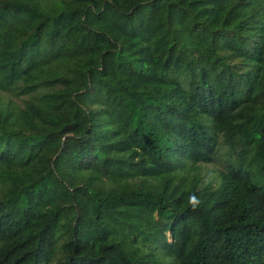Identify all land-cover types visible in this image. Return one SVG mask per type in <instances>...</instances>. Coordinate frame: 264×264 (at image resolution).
<instances>
[{"label":"trees","instance_id":"obj_1","mask_svg":"<svg viewBox=\"0 0 264 264\" xmlns=\"http://www.w3.org/2000/svg\"><path fill=\"white\" fill-rule=\"evenodd\" d=\"M0 264H264V0H0Z\"/></svg>","mask_w":264,"mask_h":264}]
</instances>
